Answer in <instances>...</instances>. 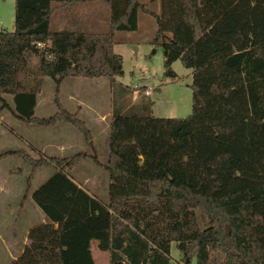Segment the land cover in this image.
Listing matches in <instances>:
<instances>
[{"label": "trees", "instance_id": "obj_1", "mask_svg": "<svg viewBox=\"0 0 264 264\" xmlns=\"http://www.w3.org/2000/svg\"><path fill=\"white\" fill-rule=\"evenodd\" d=\"M98 1L109 4L105 30L73 14ZM143 9L140 0H15L14 28L0 31V117L8 110L37 127L70 124L94 148L59 88L68 78L123 77L115 35L137 31ZM60 11L72 14L54 29ZM153 15L165 77L177 79V61L192 71V114L158 118L147 101L128 113L113 108L105 165L88 153H1L0 161L15 157L31 167L27 195L47 219L29 230L10 264H96L94 241L110 264H171L173 243L184 264L194 257L196 264H264V0H161ZM45 78L57 86V112L47 118L35 114ZM86 160L109 175L107 205L69 176ZM49 166L55 173L31 193L37 172Z\"/></svg>", "mask_w": 264, "mask_h": 264}, {"label": "rangeland", "instance_id": "obj_2", "mask_svg": "<svg viewBox=\"0 0 264 264\" xmlns=\"http://www.w3.org/2000/svg\"><path fill=\"white\" fill-rule=\"evenodd\" d=\"M140 1L144 9L139 11V29L131 32L119 31L115 36L117 44L115 51L124 57V76L115 78L113 83L107 78H100L103 79L100 80L101 82L98 79L68 78L64 80L59 88V99L69 109L74 110V102L72 103L70 96L78 94L100 111L108 112L112 108H119L128 113L132 109L131 96L125 99L119 96V89L124 86L130 95L140 91L136 101L150 102L153 107L152 116L187 118L192 114V71L186 69L181 61H177L172 66L177 79L172 80L165 77L166 60L162 43L161 41L153 42L157 35V22L151 12H157L161 0ZM109 12V4L105 1H98L79 6L74 9L73 14L79 21L85 22L88 28L105 30L108 27ZM66 14L71 15L72 13L60 11L54 15L52 20L54 29H61L68 25ZM14 22L15 0H0V31L13 30ZM37 62L38 57L32 55L30 68H34ZM135 85L139 88H134ZM142 85L151 89L150 97L140 96L144 92L140 88ZM41 94V107L36 115L47 118L56 112L54 100L57 86L51 78H45ZM5 99L13 106L12 96L7 95ZM63 126L70 127V130H64L62 136H58L56 140L62 142L69 151L62 155L56 154L57 156L70 157L78 153H92L77 129L70 124H60L57 127ZM41 129L43 128L19 121L13 116L12 111H3L0 117V154L12 150H23L35 158L53 156L52 153L42 155L39 151L38 140L44 141L50 138L53 140L54 138L49 137L48 133H41L43 131ZM105 134L100 135V140L97 142L101 147L100 162L103 164L108 163L109 157V151L107 153L102 151ZM55 171L52 166L41 169L32 182L31 193ZM30 172L31 167L19 158L10 157L0 162V264H10L11 256H19L30 228L41 224L44 220L31 196L27 195V179ZM68 173L76 183L97 197L103 204L109 203V175L95 162L86 160ZM199 222L202 228L210 225L209 221L201 216H199ZM95 253L96 258H98V253L103 254L99 250ZM171 264H184L176 243H173L171 248ZM191 264H196L195 257Z\"/></svg>", "mask_w": 264, "mask_h": 264}, {"label": "crops", "instance_id": "obj_3", "mask_svg": "<svg viewBox=\"0 0 264 264\" xmlns=\"http://www.w3.org/2000/svg\"><path fill=\"white\" fill-rule=\"evenodd\" d=\"M160 11H161V2H159V8H158L157 12H154L153 11V12H151V14H153V13H160ZM116 45L117 44H116V41H115L114 48L116 47ZM192 78H193V74H192ZM98 80L100 81V80H103V79H98ZM74 82L80 83L81 81H74ZM140 88H142L143 91H144V92L141 93L140 96H143V97H150L151 96V93L148 96L145 94V91H147V90L148 91H151L150 88H148L145 85L140 86ZM139 93H140V91L133 92V94L130 95L129 92H128V90L125 89L124 86H121L120 89H119V96L120 97H123V99L128 98V97L131 96V102H132V104L130 106H132L131 108H135V109H137L138 106L141 105V102L139 103V102L136 101L139 98V96H137ZM56 96H57V94H56ZM41 98H42V94H40L39 97H38V102H37V106H36V109H35V114L38 113V109H39V107H41V102H40L41 101ZM58 98H59V96H58ZM70 98H71L72 103L74 102V110L69 109L66 106V104L64 105L63 102L60 101V99H59V101L61 102V104L64 106L65 109H67V110H69V111H71L73 113H76L83 121H85L88 129L91 132V135H92V138H93V142H94V148H91V147H89L87 145L89 147V149L92 150V153H88V154L96 155L99 158V161H100V151H101L100 149H101V147L98 146V143L97 142L100 140L99 139L100 138V135L106 133L105 134V136H106L105 143H104V147H103V150L102 151L103 152L105 151L106 153L109 151V144H110L109 131H110V124H111V117H112L113 108L111 109V111L103 112V111H100L98 108H96L91 102L82 99L78 94H74V96H70ZM55 100H56V98H55ZM55 100H54V104H55ZM46 102H48V101H46ZM152 108L153 107H151V111L153 112ZM56 112H57V107H56ZM55 113H53V114H55ZM61 124H63V123H61ZM59 125L60 124H57V125L52 126V127H39V128H43V129H41V130H43V131H41V133L45 132V133H48L50 135L49 137H54L53 140L50 138V139H46L47 141L46 140H44V141L43 140H38L37 141V143L40 146L39 151L41 152L42 155H44L46 153H52L53 156H51V157H56L57 156L56 154L62 155L63 153H67L69 151V149H67V147H65V145L62 142H59L56 139H57L58 136L59 137L62 136L64 130L65 131L66 130H70V127H67V126L57 127ZM52 134H53V136H52ZM12 151H23V150H12ZM58 157H63V156H58ZM108 160H109V157H108ZM45 168H47V167H45ZM42 169H44V168H42ZM51 176H49L47 178V180ZM92 196H94V195H92ZM38 210H39V212H41L42 216L44 217V220H43L42 223H46L47 222L46 221V217L44 216V214L42 213V211L39 208H38ZM28 233H29V231H28ZM28 233H27V237H28ZM26 245H28V238L26 239V242L24 243V247ZM23 250H24V248L22 249L20 255L22 254ZM96 250L97 251L98 250L101 251L99 249V247H98V242L97 241H94L92 243V254H93V258L95 260V263L98 264V262H99L100 264H110V255H109V253H107V252H103V254L98 253V255H97L98 258H96V253H95ZM19 256H16V257L11 256L12 261L13 260H16Z\"/></svg>", "mask_w": 264, "mask_h": 264}, {"label": "built area", "instance_id": "obj_4", "mask_svg": "<svg viewBox=\"0 0 264 264\" xmlns=\"http://www.w3.org/2000/svg\"><path fill=\"white\" fill-rule=\"evenodd\" d=\"M38 46L39 47H43V46H45V43H38ZM134 88H136V89H138L139 87L137 86V85H135L134 86ZM145 94L148 96V95H150V91H145Z\"/></svg>", "mask_w": 264, "mask_h": 264}]
</instances>
